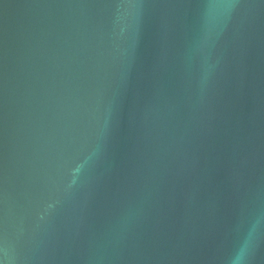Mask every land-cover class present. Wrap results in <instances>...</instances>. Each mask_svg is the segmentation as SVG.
<instances>
[{"label":"water","instance_id":"1","mask_svg":"<svg viewBox=\"0 0 264 264\" xmlns=\"http://www.w3.org/2000/svg\"><path fill=\"white\" fill-rule=\"evenodd\" d=\"M264 264V0H0V264Z\"/></svg>","mask_w":264,"mask_h":264},{"label":"clouds","instance_id":"2","mask_svg":"<svg viewBox=\"0 0 264 264\" xmlns=\"http://www.w3.org/2000/svg\"><path fill=\"white\" fill-rule=\"evenodd\" d=\"M245 256V249L242 248L238 254L234 257L232 264H241Z\"/></svg>","mask_w":264,"mask_h":264}]
</instances>
